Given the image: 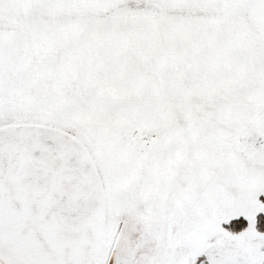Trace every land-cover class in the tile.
Instances as JSON below:
<instances>
[{"label":"snow or ice","instance_id":"snow-or-ice-1","mask_svg":"<svg viewBox=\"0 0 264 264\" xmlns=\"http://www.w3.org/2000/svg\"><path fill=\"white\" fill-rule=\"evenodd\" d=\"M0 264H264V0H0Z\"/></svg>","mask_w":264,"mask_h":264}]
</instances>
